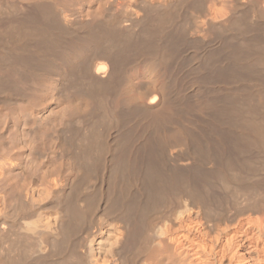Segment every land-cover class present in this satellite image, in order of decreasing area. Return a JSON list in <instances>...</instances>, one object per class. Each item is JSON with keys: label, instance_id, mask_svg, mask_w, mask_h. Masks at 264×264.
<instances>
[{"label": "bare ground", "instance_id": "6f19581e", "mask_svg": "<svg viewBox=\"0 0 264 264\" xmlns=\"http://www.w3.org/2000/svg\"><path fill=\"white\" fill-rule=\"evenodd\" d=\"M8 103L0 264H264V0H0Z\"/></svg>", "mask_w": 264, "mask_h": 264}, {"label": "rangeland", "instance_id": "374dc122", "mask_svg": "<svg viewBox=\"0 0 264 264\" xmlns=\"http://www.w3.org/2000/svg\"><path fill=\"white\" fill-rule=\"evenodd\" d=\"M10 103H8L6 106H4V107H1L0 106V130H3V128H4V126H5V121H6V118H4V117H6L7 116V114L10 112V107L12 106L11 104L9 105ZM4 115V116H3ZM9 131V130H8ZM8 131H6V133H8ZM12 145V144H11ZM11 145H8L9 147L11 146ZM1 147H4V148H1ZM5 147L6 146H3L2 144H0V150L1 149H3V151L4 152H2L3 154L2 155H5L6 153H5V151L8 149L9 150V152L11 153V154H15V153H17L18 152V147H11V148H6V150H5ZM12 151V152H11ZM1 153V152H0ZM8 153V152H7ZM9 153V154H10ZM1 155V154H0Z\"/></svg>", "mask_w": 264, "mask_h": 264}]
</instances>
